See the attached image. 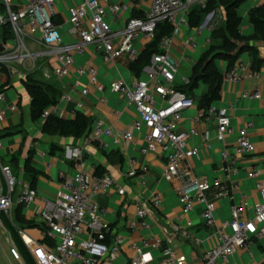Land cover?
Wrapping results in <instances>:
<instances>
[{
	"label": "built area",
	"instance_id": "1",
	"mask_svg": "<svg viewBox=\"0 0 264 264\" xmlns=\"http://www.w3.org/2000/svg\"><path fill=\"white\" fill-rule=\"evenodd\" d=\"M1 3L3 11L0 10V29L9 23L16 42L9 49L3 44L0 66L10 60L25 62L33 58L26 39L36 37L55 56L57 65L54 74L58 78L71 73L75 56L83 55L88 46H93L105 62H117L126 58L129 64L133 63L141 55L136 46L137 41L143 39L146 45L151 43L161 22L167 21L173 26L172 34L160 43V51L153 54L151 64L144 70V77L131 83L117 80L109 86L111 91L125 98L127 106L137 109L139 118L131 129L114 131L103 120H95L89 134L83 137V144L69 148L76 165L75 175L62 181L54 197L42 199L37 211L41 239L20 229V235L37 264L115 263L122 251L124 239L112 236L111 225L105 219V209L94 199V195L98 192L108 194L113 189L124 195L126 189L110 173H91L86 168L85 149L94 142L104 150L113 147L121 149L133 144L136 133L144 130L145 146L141 148V153L155 154L159 150L165 153L167 160L163 178L168 181L182 179L178 195L184 210L192 211L197 201L204 205L203 219L212 228L215 239L213 247L203 253L204 264H225L239 249L251 252L255 239L264 237V182L257 185L261 200L254 204L251 216H248L244 203L234 204L230 218L223 222L217 220V202L209 200L208 193L214 190L217 198H233V190L239 187V183L230 182L231 177L238 174L244 168L245 160L256 152L249 134L254 126L253 122L235 128L232 106L223 107L217 113L218 141L226 143L229 136L235 135L231 146H226L221 151L227 183L196 175L191 159L199 154V148L190 147L189 138L198 133L195 130L187 132L180 129L183 112L193 107L196 101L178 88L181 60L173 54L175 40L182 33L183 27H187L190 32L184 40L185 45L198 48L197 38L204 31L210 33L207 43L211 44L212 32L225 20V10L222 7L207 13L200 26L191 27L190 13L195 9H207L209 0H151L150 8L144 16H132L123 27L113 29L109 19L121 18L124 11L130 10L129 3L83 0L81 4L69 8V21L77 40L65 43L61 28L54 21L57 0H1ZM78 73L88 75L92 84L104 90L94 67H80ZM258 75V71L244 64H236L231 71L225 73L224 81L240 83L246 76ZM190 83L191 79L186 77L182 85ZM75 87L79 88L80 83H75ZM88 93V88L82 90L83 95ZM242 97L261 99L262 95L259 91L245 90ZM6 100V93L0 91V102ZM60 100L71 101L72 97L63 94ZM101 101L105 102V99ZM57 105L52 108L57 110ZM17 110V105L0 107V129L7 115ZM50 113L49 109L45 110L42 119L45 120ZM115 113L118 114L119 111ZM130 162L131 167L124 176L142 178L148 172L147 166L136 168V158L133 157ZM2 172L6 185L0 175V216L11 214L15 203L29 208L38 198L37 189L26 180L14 176L8 165L2 166ZM249 176L255 178L257 172L251 170ZM161 200V194L156 192L152 203L160 206ZM147 215L146 207L140 206L137 216L144 228L149 227ZM138 224L134 220L131 227L135 229ZM148 247L146 239L132 240L131 248L135 255L130 264H152V254L146 250ZM162 252L164 264H187L185 258L171 245L164 247Z\"/></svg>",
	"mask_w": 264,
	"mask_h": 264
},
{
	"label": "crops",
	"instance_id": "2",
	"mask_svg": "<svg viewBox=\"0 0 264 264\" xmlns=\"http://www.w3.org/2000/svg\"><path fill=\"white\" fill-rule=\"evenodd\" d=\"M82 1L59 0L55 5L54 21L60 26L66 42L77 40L76 35L72 32L73 26L69 21V8L81 4ZM116 1L129 3L131 8L129 11H124L118 20L109 19L113 29L123 27L132 16H144L151 5V0ZM253 1L255 4L245 8V12H241L243 4L239 9L242 18L240 29L242 35L246 37L255 32L250 21L249 11L264 6V0ZM186 34L187 29H184L177 36L172 49L175 57L182 61V67L178 74L180 86H183L184 78H191L194 64L210 47V44L207 43L210 33L204 31L198 36L199 47L195 49L185 45ZM15 42L14 38L5 39L3 28L0 29V50L3 49V44L9 49L15 45ZM26 42L33 58L25 62L10 60L0 66V91H4L7 96L6 102H0V107L18 106L16 112L7 115L0 129L2 143L0 147V175L6 185L2 166L8 165L14 176L29 182L25 173V164L31 156L32 166L39 173L35 183L38 198L29 208H23L21 212L26 220L37 224H25V230L32 237L41 239L40 219L37 216V211L43 198L54 197L62 181L75 175L76 165L69 148L82 145L83 137L49 135L42 131L44 120L35 121L32 117V95L27 86L29 75H33L37 81L55 85L62 95L68 94L72 97L71 101L60 100L57 110L49 108L52 113L65 119H74L78 112H82L90 118L92 123L100 119L111 126L114 131H125L131 129L135 120L139 118V113L135 107L127 106L125 98L121 94L111 91L109 86L117 80L131 83L139 77H144V70L148 66L140 74H136L130 69L129 61L126 58L117 62H105L93 46H88L83 55L75 56L71 73L58 78L54 74L57 60L50 53L51 49L43 45L36 37H28ZM255 44L258 46L262 58L264 42H255ZM136 46L141 55H144L149 47L143 39L137 41ZM262 59L264 60V58ZM216 63L222 70L227 67V62L224 60L218 59ZM236 64H244L254 70L252 55L249 51L244 52ZM80 67H94L98 71L99 82L105 87L104 90H100L98 85L92 84L88 75H80L78 73ZM254 71H258L260 75L246 76L240 83L224 81L221 98L212 102L209 109L202 108V98L207 95L209 89L206 84L201 82L192 93L186 92L187 89L184 90L195 99L196 104L183 112L180 129L187 132L195 130L198 133L189 138V146L199 148V154L191 159V165L198 177H208L211 181L219 179L222 182H228L221 151L226 146H231L235 141V135L229 136L226 143L218 141L216 116L221 108L233 107L231 114L235 128L249 122L254 124L249 130V134L256 147V152L245 160L244 168L231 177L230 182L239 183V187L233 190V198H217L214 190H210L208 193V199L217 202V220L219 222L230 218L234 204L244 203L248 216H251L254 204L261 200V193L257 185L259 182H264V65L260 70ZM77 82L80 83L79 88L75 87ZM84 88L89 89L87 95L82 94ZM245 90L259 91L262 98L245 99L242 97V92ZM101 99H105V102H102ZM115 111H119V113L117 114ZM145 132V130L137 132L135 142L129 146H123L121 149L113 147L110 150H104L95 142L86 146L85 149L86 168L91 173L96 174L98 169L103 174L110 173L126 189L124 195H120L116 189L111 190L108 194L98 192L94 195V199L105 209V219L111 225L112 236L124 239L122 251L114 264H130L135 255L131 248V242L140 239H146L149 243L146 250L152 254V264H164L162 250L168 245L176 248L179 255L185 258L187 264H204V251L215 244L212 228L208 227L203 219L204 205L197 201L192 211L184 210L178 195L182 179L175 178L168 181L163 178L167 160L165 153L162 150L155 154L144 155L141 153V148L145 146ZM31 151L33 152L30 155ZM14 156L19 157V163L10 166V160ZM133 157L138 161L135 165L136 168L148 167V172L142 178L124 176V173L131 167L130 160ZM251 170L257 172L255 178L249 176ZM156 192L161 194L160 206H155L152 203ZM142 205L148 210V228L141 225V220L137 216L138 208ZM18 208L19 205L15 203L11 214L7 215L14 223H16ZM134 220L139 222L135 229L131 227V222ZM0 235L13 245L11 250L13 261L17 264H27L15 246L1 217ZM0 264H2L1 255ZM225 264H264V237L255 239L251 252L239 249Z\"/></svg>",
	"mask_w": 264,
	"mask_h": 264
},
{
	"label": "trees",
	"instance_id": "3",
	"mask_svg": "<svg viewBox=\"0 0 264 264\" xmlns=\"http://www.w3.org/2000/svg\"><path fill=\"white\" fill-rule=\"evenodd\" d=\"M246 0H209L207 9H195L190 13L191 27L200 26L207 13L222 6L225 10L224 22L216 28L211 34V44L209 49L201 56L193 66L191 75V83L186 86H178L182 91L192 93L195 88L202 82L208 86V93L202 98V108L209 109L210 104L221 98L222 85L225 73L231 71L237 62H239L242 54L249 51L252 55V68L260 70L264 65V60L260 56L258 46L255 42H264V6L253 8L249 11L250 21L255 28V32L251 36L242 35L240 26L242 18L239 9ZM0 10L3 11V5L0 4ZM5 39L14 38L11 25L8 23L3 27ZM173 32V26L165 21L158 24L154 40L149 43V47L144 55L133 63H130V69L140 74L147 66L151 64L154 53L159 52V46L162 40L170 36ZM218 59L227 62L225 70L220 68L216 61ZM28 89L32 95L31 112L35 121L42 119L45 110L57 105L60 102L61 91L53 84H47L37 81L33 75H29L27 80ZM92 122L88 116L82 112H78L74 119H65L54 113H50L42 124V131L49 135H61L66 137H85L91 130ZM33 151L30 152V155ZM19 157L14 156L10 160V166L17 165ZM25 173L30 185L35 187L38 172L31 163V156L25 164ZM101 170L96 171V175H102ZM24 207L19 205L16 213V223L10 220L7 215L2 214L1 220L4 226L10 232L13 242L27 264H37L25 245L20 229H25L26 225L36 224L28 221L22 214ZM37 225V224H36ZM40 226V224H39Z\"/></svg>",
	"mask_w": 264,
	"mask_h": 264
},
{
	"label": "rangeland",
	"instance_id": "4",
	"mask_svg": "<svg viewBox=\"0 0 264 264\" xmlns=\"http://www.w3.org/2000/svg\"><path fill=\"white\" fill-rule=\"evenodd\" d=\"M57 2H59V0H57ZM255 2L253 0H247L243 3V9L241 10V12H245V8L251 7L252 5H254ZM69 14V12H68ZM187 29V34L190 32V29L187 27H183L182 30ZM63 35V33H62ZM63 40H64V36H63ZM65 43H68L64 40ZM260 42V41H259ZM180 60V58H178ZM181 67H182V61H181ZM178 82V79H177ZM13 249V245L10 242H7L6 239H4V237H2L0 235V255H1V259H2V264H17L15 261H13L12 255H11V250ZM4 262V263H3Z\"/></svg>",
	"mask_w": 264,
	"mask_h": 264
},
{
	"label": "water",
	"instance_id": "5",
	"mask_svg": "<svg viewBox=\"0 0 264 264\" xmlns=\"http://www.w3.org/2000/svg\"><path fill=\"white\" fill-rule=\"evenodd\" d=\"M262 58H264V55H262Z\"/></svg>",
	"mask_w": 264,
	"mask_h": 264
}]
</instances>
